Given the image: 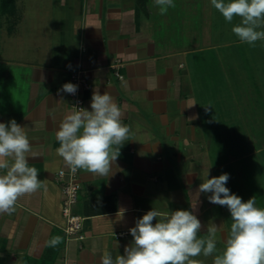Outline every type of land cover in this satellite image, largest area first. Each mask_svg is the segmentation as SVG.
Returning <instances> with one entry per match:
<instances>
[{"label": "crops", "instance_id": "crops-1", "mask_svg": "<svg viewBox=\"0 0 264 264\" xmlns=\"http://www.w3.org/2000/svg\"><path fill=\"white\" fill-rule=\"evenodd\" d=\"M173 2L160 15L154 0H0V122L25 127L29 166L47 185L0 215V264H100L105 249L123 255L129 229L152 208L192 211L198 238L214 223L217 249L224 246L226 206L196 192L207 173L218 177L237 159L212 156L223 136L216 131H234L240 145L252 137L244 131H264V41L216 38L226 23L210 0ZM76 69L89 79L83 108L91 110L95 90L107 92L131 132L109 177L79 170L81 240L63 230L57 174L68 166L55 138L73 109L58 90ZM57 235L62 242L48 247ZM217 254L193 259L211 264Z\"/></svg>", "mask_w": 264, "mask_h": 264}, {"label": "clouds", "instance_id": "clouds-1", "mask_svg": "<svg viewBox=\"0 0 264 264\" xmlns=\"http://www.w3.org/2000/svg\"><path fill=\"white\" fill-rule=\"evenodd\" d=\"M210 2L226 22L240 18L239 24L232 27L240 42L255 47L257 41H264V0ZM154 4L160 15L175 7L173 0H154ZM77 91L78 85L65 83L58 94L75 95ZM90 108L89 111L73 106L72 111L64 115L55 132L59 143L56 154L73 174L82 170L109 177L121 148L129 141L130 126L122 123L123 112L107 92L100 94L95 90ZM30 151L25 127L15 119L0 122V215L14 213L21 197L41 188L47 191V185L38 179L39 170L29 166L26 154ZM229 179L228 173L210 179L207 173L196 192L197 200L201 193H211L208 201L226 206L231 215L224 249L214 256L212 264H264V208L256 206L255 196L243 201L231 193L225 186ZM119 212L123 216L124 210ZM201 228V221L192 211L161 212L152 208L129 229L132 242L124 247L123 255L113 257L105 249L100 264H202L193 258L217 252L218 226L211 223L206 235L198 238ZM62 239L59 235L53 236L47 246L56 248Z\"/></svg>", "mask_w": 264, "mask_h": 264}, {"label": "rangeland", "instance_id": "rangeland-1", "mask_svg": "<svg viewBox=\"0 0 264 264\" xmlns=\"http://www.w3.org/2000/svg\"><path fill=\"white\" fill-rule=\"evenodd\" d=\"M218 14V13H217ZM216 14V16H217ZM218 17V16H217ZM226 24L223 26L226 32L224 34H218L214 36L216 38H226L232 39L233 32L232 27L234 24L232 22L227 25L228 22L224 21ZM221 26V27H222ZM229 51H226L228 53ZM219 133L220 140H217L218 147L212 146V156L214 158H225L230 160L231 156H237L235 162L227 163L225 168L219 173L224 174L228 173L230 179L228 180L226 187H230L231 193H234L242 198L243 201H247L249 198L255 196L256 206L264 208V131L263 130H253V131H244V133H252V139L248 140L244 137L241 140V145L237 140L235 144L234 140V131L232 130H221L216 131ZM245 136V135H244ZM254 143V145H252ZM256 148H261L259 151H256ZM250 151L252 153H250ZM243 155L242 158H239V155ZM225 223L227 231L230 230L231 215L227 207L225 210ZM224 246L221 245L220 253L223 251ZM213 258L211 260V264Z\"/></svg>", "mask_w": 264, "mask_h": 264}, {"label": "built area", "instance_id": "built-area-1", "mask_svg": "<svg viewBox=\"0 0 264 264\" xmlns=\"http://www.w3.org/2000/svg\"><path fill=\"white\" fill-rule=\"evenodd\" d=\"M120 77V74L117 72ZM70 83L78 85V91L75 95L69 94L72 102V107H84L85 100L82 92L89 86V79L84 69L73 70L70 77ZM78 110V109H77ZM57 181L60 183L64 200L62 205V214L65 219L63 230L67 239H84L82 234L84 217L75 211L78 203L81 190L79 170L73 174L69 168L61 169L57 174ZM126 233H121L118 236H124Z\"/></svg>", "mask_w": 264, "mask_h": 264}]
</instances>
